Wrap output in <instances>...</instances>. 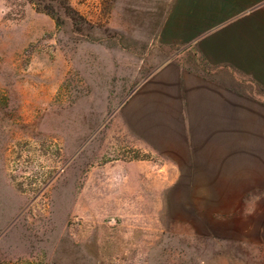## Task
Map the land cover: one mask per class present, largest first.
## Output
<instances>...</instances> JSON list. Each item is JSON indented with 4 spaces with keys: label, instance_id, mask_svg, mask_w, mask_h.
Segmentation results:
<instances>
[{
    "label": "rangeland",
    "instance_id": "374dc122",
    "mask_svg": "<svg viewBox=\"0 0 264 264\" xmlns=\"http://www.w3.org/2000/svg\"><path fill=\"white\" fill-rule=\"evenodd\" d=\"M67 1L71 20L0 0V264H264L121 118L165 62L192 66L173 0Z\"/></svg>",
    "mask_w": 264,
    "mask_h": 264
},
{
    "label": "crops",
    "instance_id": "0c3cea01",
    "mask_svg": "<svg viewBox=\"0 0 264 264\" xmlns=\"http://www.w3.org/2000/svg\"><path fill=\"white\" fill-rule=\"evenodd\" d=\"M172 8L165 39L192 66L165 62L121 118L174 163L179 190L197 193L213 232L264 244V0H173Z\"/></svg>",
    "mask_w": 264,
    "mask_h": 264
},
{
    "label": "trees",
    "instance_id": "16d2710c",
    "mask_svg": "<svg viewBox=\"0 0 264 264\" xmlns=\"http://www.w3.org/2000/svg\"><path fill=\"white\" fill-rule=\"evenodd\" d=\"M29 3L35 5L37 8H42V11L51 16H62L65 20H71L74 10L70 7L67 0H28ZM41 10V9H40Z\"/></svg>",
    "mask_w": 264,
    "mask_h": 264
}]
</instances>
